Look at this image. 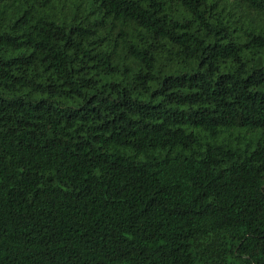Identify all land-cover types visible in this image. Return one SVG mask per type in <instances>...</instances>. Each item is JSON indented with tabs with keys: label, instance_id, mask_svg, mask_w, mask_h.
<instances>
[{
	"label": "trees",
	"instance_id": "trees-1",
	"mask_svg": "<svg viewBox=\"0 0 264 264\" xmlns=\"http://www.w3.org/2000/svg\"><path fill=\"white\" fill-rule=\"evenodd\" d=\"M0 264H264V0H0Z\"/></svg>",
	"mask_w": 264,
	"mask_h": 264
}]
</instances>
